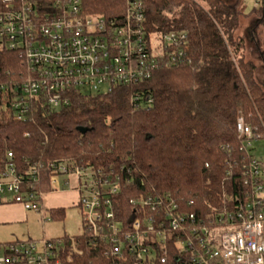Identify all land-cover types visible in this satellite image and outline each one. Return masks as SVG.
Here are the masks:
<instances>
[{
	"label": "built area",
	"instance_id": "1",
	"mask_svg": "<svg viewBox=\"0 0 264 264\" xmlns=\"http://www.w3.org/2000/svg\"><path fill=\"white\" fill-rule=\"evenodd\" d=\"M86 9L84 0H0V51L16 53L24 69L20 82H0V105L16 120L26 121L37 103L66 108L73 95L107 94L149 80L160 67L186 63L187 34L147 33L142 0H126L122 15L110 17ZM130 102L148 108L153 99L137 91ZM236 131L247 157V190L224 196L229 205L209 216L189 213L170 194H157L131 199L138 212L123 226L114 204L120 174L75 162L47 165L50 193L77 192L82 234L102 246L111 264H264V160L250 153L264 137L242 116ZM13 157L8 154L0 172V205H21L52 221L42 201L47 193L38 188L44 166L21 174ZM75 237L0 243V264L71 262L83 255Z\"/></svg>",
	"mask_w": 264,
	"mask_h": 264
},
{
	"label": "trees",
	"instance_id": "2",
	"mask_svg": "<svg viewBox=\"0 0 264 264\" xmlns=\"http://www.w3.org/2000/svg\"><path fill=\"white\" fill-rule=\"evenodd\" d=\"M84 1L88 12L105 17L122 15L126 5ZM201 1L142 0L147 33L187 34L185 64L160 67L149 80L107 94L73 95L66 108L37 103L23 122L0 105V172L9 153L21 174L41 164L38 188L50 193V162L115 170L122 177L115 212L126 227L138 212L129 205L133 198L170 194L189 213L206 217L244 193L247 157L236 123L242 116L264 137V84L237 32L241 18H251L253 34L264 35V0L248 14L244 0ZM257 50L264 53L258 45ZM23 70L16 53L0 51V82H20ZM137 91L153 104L135 108L130 98ZM80 127L89 131L81 134ZM49 212L54 222L66 217L64 208ZM75 238L83 255L64 264H111L87 233Z\"/></svg>",
	"mask_w": 264,
	"mask_h": 264
},
{
	"label": "rangeland",
	"instance_id": "3",
	"mask_svg": "<svg viewBox=\"0 0 264 264\" xmlns=\"http://www.w3.org/2000/svg\"><path fill=\"white\" fill-rule=\"evenodd\" d=\"M199 4L203 5L201 0H196ZM228 3H234L235 0H223ZM257 0H244L243 9L246 14L254 9ZM252 19L241 18V27L237 35L244 39L245 53L247 60L254 62L257 66V79L264 84V53H259L257 45L264 52L262 45L264 35L253 34ZM257 50V51H256ZM250 153L253 157L264 160V139L254 141ZM70 194L61 196L73 197L72 190H65ZM62 193V192H61ZM76 197V196H75ZM75 199V198H74ZM66 217L64 221H45L43 222L40 215L35 212H29L26 215V222L12 228L0 227V243H10L19 240H34L40 241L43 239H59L67 237H74L82 234V210L68 206L66 208Z\"/></svg>",
	"mask_w": 264,
	"mask_h": 264
},
{
	"label": "crops",
	"instance_id": "4",
	"mask_svg": "<svg viewBox=\"0 0 264 264\" xmlns=\"http://www.w3.org/2000/svg\"><path fill=\"white\" fill-rule=\"evenodd\" d=\"M73 197H64L61 195L70 194V192L47 193L44 196L43 205L47 210L64 208L68 206L76 208L78 194L72 190ZM76 196V197H75ZM29 213L21 205H0V227L12 228L26 222V215Z\"/></svg>",
	"mask_w": 264,
	"mask_h": 264
},
{
	"label": "water",
	"instance_id": "5",
	"mask_svg": "<svg viewBox=\"0 0 264 264\" xmlns=\"http://www.w3.org/2000/svg\"><path fill=\"white\" fill-rule=\"evenodd\" d=\"M77 129H78V131H79L81 134H86V133L89 131V129H87V128H82V127L77 128Z\"/></svg>",
	"mask_w": 264,
	"mask_h": 264
}]
</instances>
